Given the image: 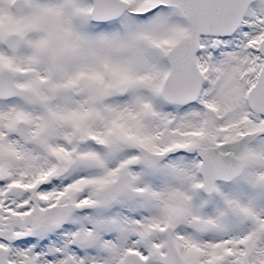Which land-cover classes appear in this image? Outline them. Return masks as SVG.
<instances>
[{"label": "snow or ice", "instance_id": "6c2138e0", "mask_svg": "<svg viewBox=\"0 0 264 264\" xmlns=\"http://www.w3.org/2000/svg\"><path fill=\"white\" fill-rule=\"evenodd\" d=\"M0 264H264V0H0Z\"/></svg>", "mask_w": 264, "mask_h": 264}]
</instances>
